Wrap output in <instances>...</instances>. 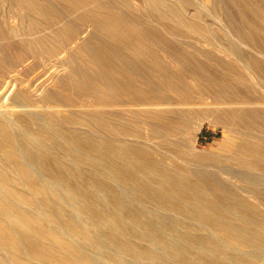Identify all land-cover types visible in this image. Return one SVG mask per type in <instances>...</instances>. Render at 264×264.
<instances>
[{"label": "bare ground", "instance_id": "bare-ground-1", "mask_svg": "<svg viewBox=\"0 0 264 264\" xmlns=\"http://www.w3.org/2000/svg\"><path fill=\"white\" fill-rule=\"evenodd\" d=\"M95 1L97 7L93 5ZM12 2L20 7L18 11L22 9L27 13L24 18L26 27L16 25L14 34L19 42L0 38V64L4 61L9 63L15 53L17 59H24L32 47H40L52 54L53 50L67 46L68 55L59 67L50 71L39 90L32 89L38 96H34L36 99L27 100L25 96L18 101L13 99L0 103V110L12 112L20 106L21 112L30 113V107H41L52 110L50 115L63 112L71 115L73 119L69 122H83L97 135L110 140L107 145L81 142L76 138V143L84 146L81 148L90 151L94 157H105L109 151L122 155L119 163L108 168L114 178H132L130 171L139 172L147 188L160 195L164 192L170 194L174 208L187 211L193 223L207 229L203 235L193 234L190 229L181 230L178 223L182 216L175 218L165 214L159 220L168 224L169 229H158L157 222L152 224L153 229H140L142 235L160 232V239H154L155 243L143 249L130 239L131 232L112 230L106 235L89 231L82 225L78 233L91 241L92 247L76 245L72 239L71 248L46 250L38 252L39 255L61 264H156L157 261L162 264H264V219H258V215L254 217L259 212L255 204L240 198L242 195L261 201L260 193H264V99H251L245 90L223 84L224 78L221 80L216 75L218 67L199 63L187 65L189 55L186 53L158 50L157 42L146 41L149 37L139 24L113 18L111 13L119 11L110 3L85 0L86 3L77 6L84 14V22L94 32L88 40L78 42L81 46L78 50L76 45L69 44L76 36L70 32L76 28V21L66 20L65 16L64 19L61 13L67 10L75 14L76 0ZM217 8L219 12L222 10L219 6ZM60 21H67V26L60 27ZM101 32L104 35H100ZM66 37L70 38L68 44L63 41V38L67 40ZM106 41L123 43L125 48L121 51L111 48L98 51L91 47V42L102 44ZM217 53L223 58L229 57L223 49ZM119 62L126 65L123 64V68L116 66ZM244 69L264 87V72L256 71L248 64ZM23 86L19 81L12 90L16 89L15 93H18ZM195 105H201L202 110L195 111ZM121 110L124 114H117ZM204 119L215 124L221 122L226 127L227 134L214 147L197 146L196 137L190 133V130L198 129ZM39 121V126L47 127L45 121ZM12 130L13 122L0 117V199L6 191L20 196L22 203L28 204V197L19 195L11 185L12 180H23L44 195V187L50 186L38 179L31 165L32 161L39 162L40 157L17 146ZM115 140H136L139 145L115 146ZM167 143L173 144L174 148L164 147ZM152 147L165 152L168 155L165 158L179 161L183 168L163 165L164 160L162 163L153 160L149 153ZM214 156L230 160V168L223 169L226 173L223 177L235 186V190H230L219 179H214L216 191L211 189L202 171L207 165L206 160ZM12 170L15 174L10 173ZM43 198L40 195V204L45 201ZM219 198L225 203L216 208L214 205ZM4 222L5 217L0 216V264H21L16 259L23 258L22 254L17 253V258L14 257V248L18 247L16 233L8 227L6 230ZM227 238L234 240L235 245L229 246Z\"/></svg>", "mask_w": 264, "mask_h": 264}, {"label": "rangeland", "instance_id": "rangeland-1", "mask_svg": "<svg viewBox=\"0 0 264 264\" xmlns=\"http://www.w3.org/2000/svg\"><path fill=\"white\" fill-rule=\"evenodd\" d=\"M12 1L15 0H0V38L13 39L16 43L19 40L16 39L14 32L17 26L26 27L24 18L27 13L22 9L18 11L20 7L15 6L16 2ZM101 1L117 7L119 12L111 13L113 18L117 17L127 23L139 24L149 37L146 41L157 42L158 50L186 53L189 55L186 61L187 65L199 63L218 67L216 75L221 80L224 78V81H221L223 84L227 83L234 89L245 90L251 99H264V87L244 69V65L248 64L256 71L264 72V0ZM83 2L86 3L85 0H76V15L67 10L61 12L66 20L76 21V28L74 31H70L76 36H72L74 38L70 43L68 42L70 38L67 37V40L63 38V41L70 45H76L78 50L81 49L78 42L82 43L88 40L90 35H94L92 27L84 22L83 12L77 7ZM95 2L93 5L97 7V1ZM218 6L222 8L220 12ZM220 20L223 22L221 23ZM20 21L22 26L18 24ZM67 24V21H60L62 28H65ZM99 34L104 35L102 32ZM107 34L108 32L105 33V35ZM44 35L46 34L44 33ZM91 47L98 51L106 50V48L121 51V49L124 50L125 44H117L112 41L102 44L91 42ZM12 48L10 47L11 51H13ZM26 48L29 47L26 46ZM222 49L228 52L227 59L217 53ZM67 52V46L64 48L61 46L56 51L53 50L52 54L40 47H32L31 51L28 50V55L26 54L25 57L23 56L24 59H20L22 62L17 59L16 53L12 52L13 56H11L10 62L4 61L0 64V103H8L13 99L18 101L25 97L27 100L36 99L38 96L33 94L32 89L39 90V86L46 81L50 71L59 67L63 58L67 57ZM123 64L126 65L125 62H119L116 66L123 68ZM220 70L222 71L220 72ZM223 72L226 73L223 74ZM19 81L24 84L23 87L26 90L21 87L20 92L15 93L16 89L13 91L12 87ZM194 108L195 111L202 110L201 105H195ZM15 110L12 112L0 110L2 111L0 117L13 122L12 131L15 134L17 146L23 151L29 149L40 157L39 162L32 161L31 165L36 170L38 179L50 186L44 187V195L23 180L17 178L12 180L11 185L19 192V195L28 197L26 200L28 204L22 203L20 196L12 195L6 191L2 194L0 216L5 217L6 222L4 223L7 225L5 229L9 228L16 233L15 239L18 247L14 248L16 251L14 257L17 258V253H21L23 256V258H17V262L21 264H61L56 263L52 258L39 255L38 252L71 248L73 247L72 239L76 245L92 247L93 243L78 233L79 227L82 225L89 231L106 235L112 233V230L131 232L133 234H129L130 239L143 249H147L152 243H155L154 239L156 240L158 237L160 239L158 235L160 232H156L155 235H142L139 233L140 229H153L155 227L152 224L155 222L160 226L158 229H169L168 224L159 220V217L165 214L175 218L179 217L177 215L182 216L178 223V228L181 230L190 229L193 234L197 235L207 232L205 226H197L190 220L191 215H188L187 211L174 208L170 194L164 192L165 194L160 195L147 188L145 180L139 177V172L130 171L132 178H114L108 168L112 164L119 163L122 155L109 151L110 154L105 157H94L90 151L81 148L83 145L79 146L80 144L78 145L75 141L76 138L81 139V142L89 143L108 145L110 142L108 138L97 135L83 122L77 120L73 123L69 122L68 120L72 118L71 115L65 112L50 115L52 110L41 107H30L28 109L30 113L21 112L20 106L19 108L15 107ZM118 112L117 114L120 112L121 115L122 112L124 114V110ZM39 119L45 121L44 124L47 127H44L43 124L39 126ZM49 127L55 130L47 129ZM53 131L62 135H56ZM190 133L196 137L197 146L210 148L222 140L223 136L227 134V130L221 122L215 124L204 119L203 124L194 131L190 130ZM113 143L115 146L119 144L125 147L139 145L136 140H115ZM73 144L74 146H72ZM165 146L174 148L170 143ZM149 153L151 158L159 163H162L161 160L166 161L162 163L163 165L173 164L176 168H183L179 161L171 157L165 158L168 155L156 147L149 149ZM0 155H2L1 150ZM28 161L31 160L28 159ZM206 162L207 165L202 172H205L206 180H208L211 189H214L213 191H216L215 185L217 186L214 179L223 180L221 182L225 186L230 190H235V186L223 177L226 175L223 169L230 168L229 159L223 156H214L207 159ZM183 170L188 173V170ZM10 173H14V171L12 170ZM227 175L229 174L227 173ZM40 195L44 197L43 201L45 200L41 202L42 204L39 203ZM260 195L261 201L242 195L240 198L255 204L258 207L256 210L259 212H256L254 217L258 215V219L263 220L264 193H260ZM217 200L219 202L216 201L214 206L220 208L219 204L225 203V200L221 198ZM57 216H61V218ZM218 235L220 239H224L219 233ZM233 241H227L229 246L235 245ZM156 264L162 263L157 261Z\"/></svg>", "mask_w": 264, "mask_h": 264}]
</instances>
